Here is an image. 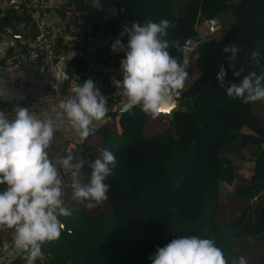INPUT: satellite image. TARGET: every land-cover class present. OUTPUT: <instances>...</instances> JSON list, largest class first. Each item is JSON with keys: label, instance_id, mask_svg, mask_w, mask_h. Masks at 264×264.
I'll return each mask as SVG.
<instances>
[{"label": "trees", "instance_id": "trees-1", "mask_svg": "<svg viewBox=\"0 0 264 264\" xmlns=\"http://www.w3.org/2000/svg\"><path fill=\"white\" fill-rule=\"evenodd\" d=\"M116 13L94 20L109 36H121L127 44V29L133 22L168 19L175 25L169 39L182 46L196 39L200 23L220 18L225 13L234 17L220 36L199 41L190 58L197 55L196 79L187 84L178 100L185 110L173 113L161 132L145 137L147 119L139 107L121 117V141L110 151L117 166L105 183L109 185V208L93 209L76 204L72 217H59L69 230L61 231L58 241L43 246L47 255L42 264H152L157 247H163L180 236L196 235L214 239L228 264L239 258L235 240L243 235L264 232V206L253 222L246 211L227 223L216 219L220 205V183L231 181L235 170L224 147L237 144L241 148L261 145L264 141V118L254 112L253 103H243L226 95L217 83L219 66L227 71L225 80L237 81L233 69L224 58L223 47L234 43L240 47L236 69L242 75L260 69L251 61V53L259 51L264 65V0H186L183 12H174V0H102ZM181 58V53L170 49ZM119 56L123 59L124 52ZM238 82V81H237ZM228 85L226 84V87ZM257 110L264 113V104ZM250 128L254 134L242 132ZM100 152L87 149L86 159L94 161ZM249 184L237 192L254 196L264 190V157ZM89 168V167H88ZM89 171V178L91 169ZM227 230V234H225ZM25 261L17 258L15 262ZM39 263V260L35 262Z\"/></svg>", "mask_w": 264, "mask_h": 264}, {"label": "clouds", "instance_id": "clouds-1", "mask_svg": "<svg viewBox=\"0 0 264 264\" xmlns=\"http://www.w3.org/2000/svg\"><path fill=\"white\" fill-rule=\"evenodd\" d=\"M99 4L95 0L94 6ZM176 25L168 20L141 25L133 22L127 29V44L117 39L112 51L124 52L120 61L121 79H113L121 95L126 97L124 110L139 107L152 118L158 117L164 106H174V97H179L189 78L187 69L191 62L190 49L178 40L169 39V29ZM175 49L181 53L177 58L170 53ZM228 65L233 69L237 81L225 80L227 71L219 66L217 83L225 89L226 95L243 103L264 102V65L259 51L251 53V61L260 72L236 69L235 61L240 47L234 43L223 49ZM226 84L228 85L226 87ZM73 95L59 103L56 119L45 112L37 118L29 108L19 105L15 117L10 119L0 111V228L13 230L12 246L0 264H12L16 258L25 264L43 261L44 245L58 241L64 227L59 217H72L76 211L65 205L62 198L65 181L61 169L70 175L71 199L88 209H93L108 199L109 185L105 180L117 166L114 153L104 149L91 163L90 179L87 183L80 178L84 162L72 164L71 153L59 159L49 156L54 141V132L67 123L78 134L81 142L94 134L97 124L107 117L108 107L105 95L92 79L71 88ZM227 234V230H225ZM152 264H228L222 249L214 239L196 235L180 236L163 247H157L149 257ZM232 264H248L244 256L234 258Z\"/></svg>", "mask_w": 264, "mask_h": 264}, {"label": "crops", "instance_id": "crops-1", "mask_svg": "<svg viewBox=\"0 0 264 264\" xmlns=\"http://www.w3.org/2000/svg\"><path fill=\"white\" fill-rule=\"evenodd\" d=\"M185 1L174 0L173 6L184 5ZM94 3L95 0H0V111H4L12 119L15 117V108L19 105L29 108L37 118H43V114L47 112L53 120L56 119V108L41 107L24 98L15 89L14 82L18 80L44 87L62 83L65 91L73 95L72 87L92 79L106 97L107 117L97 124L94 134L81 142L70 125L61 124L54 132V141L48 150L50 158L59 159L71 153L74 157L73 165L83 161L84 167L81 169L80 178L85 183L90 179L89 162L85 157L87 149L101 153L104 149L111 150L120 143L123 133L121 108L126 102V97L120 94L122 90L112 83L114 78L121 79L122 58L119 56L121 51L114 52L111 47L117 39L121 40V36L106 35L102 26L93 24L94 20L106 19L116 13L117 9L105 5L102 0H99L97 6H94ZM180 14L181 12L178 15ZM36 17L43 18L49 31L58 38L60 57L55 68L48 69L40 61H30L13 71H8L4 68L6 57L12 52L23 49L33 37ZM198 27V41L209 39L204 38L205 32H210L212 29L208 20L200 23ZM192 51L193 49H190L191 65L187 69L189 78L185 87L198 76L197 72L193 73L198 56L194 55L190 58ZM260 104L264 102L253 103V109L256 114L264 118V113L257 110ZM158 117L161 119V114ZM162 129L154 127L149 131L148 136L143 134L145 137H150L161 132ZM242 132L254 134L248 127H244ZM223 153L230 159L235 177L231 181L225 180L220 183V205L216 219L224 224L239 217L245 210L247 217L254 222L264 206V190L254 196L241 195L237 190L249 184L255 174L257 158L264 157V141L261 145H249L245 148L234 143L224 147ZM61 176L65 181L62 197L65 205L84 206L71 199V188L67 186L70 175L61 169ZM4 187L0 185V190ZM103 204L104 202L100 205ZM12 237L13 230L0 228V246L10 244L8 251L12 246ZM235 245L239 257L244 256L248 264H264V232L257 236L238 237ZM16 259L12 264H24L23 261L15 262ZM43 262L44 260H39V263Z\"/></svg>", "mask_w": 264, "mask_h": 264}, {"label": "built area", "instance_id": "built-area-1", "mask_svg": "<svg viewBox=\"0 0 264 264\" xmlns=\"http://www.w3.org/2000/svg\"><path fill=\"white\" fill-rule=\"evenodd\" d=\"M34 25L33 37L28 41L26 46L21 50L12 52L6 57L4 68L8 71H13L20 65L30 61H40L48 69L55 68L57 60L60 57L58 38L49 31L48 25L43 18L36 17ZM14 85L15 89L24 98L33 101L41 107L56 108L57 111L59 110V103L72 96L65 91L62 83H54L44 87L18 80L14 82ZM161 119L164 123L168 122L170 117L161 114ZM9 247L10 244L0 246V257L6 255ZM44 255L46 259L47 255L45 253Z\"/></svg>", "mask_w": 264, "mask_h": 264}, {"label": "rangeland", "instance_id": "rangeland-1", "mask_svg": "<svg viewBox=\"0 0 264 264\" xmlns=\"http://www.w3.org/2000/svg\"><path fill=\"white\" fill-rule=\"evenodd\" d=\"M178 3V1H177ZM180 3V1H179ZM183 3V2H182ZM181 3V4H182ZM183 6L184 5H180L178 6V4H176V6H174V12L178 15L180 12H183ZM234 17H232V15L230 13H225L223 14L220 18H217V20L215 19V23L213 25V28L211 29L210 32H205V36L204 38H210V37H217L220 36L221 33L224 31L225 27H227L232 21H234ZM199 30H201V26L198 27ZM200 32V31H199ZM196 43L199 42L198 38L195 39ZM177 99V98H176ZM178 100V99H177ZM186 106L183 103L182 100H178L176 102V107L175 109L172 111L171 117L174 112L179 111V110H185ZM167 122L162 121V119H160L159 117L156 118H152L151 116H147L145 125H144V131L143 133L148 136L149 135V131L152 130L154 127H159V128H163L165 125L167 126ZM110 204H109V200L107 199L105 201V208H109Z\"/></svg>", "mask_w": 264, "mask_h": 264}, {"label": "water", "instance_id": "water-1", "mask_svg": "<svg viewBox=\"0 0 264 264\" xmlns=\"http://www.w3.org/2000/svg\"><path fill=\"white\" fill-rule=\"evenodd\" d=\"M214 23H215V20H209L208 21V24L211 26V28H213ZM186 45H187V47L189 49H194L196 47L197 43H196V41L194 39H190V40H188V42L186 43ZM177 101L178 100L176 99V97H174V99H173V105L174 106H164V107L170 109V111L162 112L161 114L162 115L164 114V115H167V116L171 117L172 111L175 109L176 102ZM126 112L127 111L124 110V106H123L121 108V114L124 115ZM63 225H64V227L61 229V231H67V230H69V228L65 224H63Z\"/></svg>", "mask_w": 264, "mask_h": 264}, {"label": "snow or ice", "instance_id": "snow-or-ice-1", "mask_svg": "<svg viewBox=\"0 0 264 264\" xmlns=\"http://www.w3.org/2000/svg\"><path fill=\"white\" fill-rule=\"evenodd\" d=\"M164 111H170V109H165Z\"/></svg>", "mask_w": 264, "mask_h": 264}]
</instances>
